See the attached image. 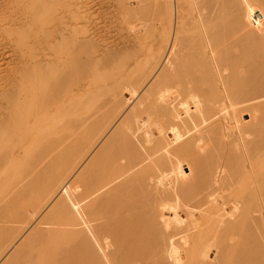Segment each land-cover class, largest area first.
Listing matches in <instances>:
<instances>
[{
  "label": "bare ground",
  "instance_id": "obj_1",
  "mask_svg": "<svg viewBox=\"0 0 264 264\" xmlns=\"http://www.w3.org/2000/svg\"><path fill=\"white\" fill-rule=\"evenodd\" d=\"M1 2L0 264H264V0Z\"/></svg>",
  "mask_w": 264,
  "mask_h": 264
},
{
  "label": "rangeland",
  "instance_id": "obj_2",
  "mask_svg": "<svg viewBox=\"0 0 264 264\" xmlns=\"http://www.w3.org/2000/svg\"><path fill=\"white\" fill-rule=\"evenodd\" d=\"M2 0H0V14H1V6H2ZM25 17V16H24Z\"/></svg>",
  "mask_w": 264,
  "mask_h": 264
}]
</instances>
